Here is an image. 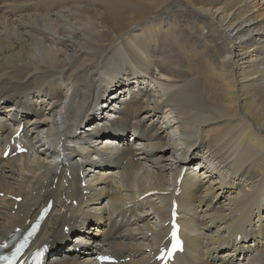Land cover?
Wrapping results in <instances>:
<instances>
[{"label":"bare ground","instance_id":"6f19581e","mask_svg":"<svg viewBox=\"0 0 264 264\" xmlns=\"http://www.w3.org/2000/svg\"><path fill=\"white\" fill-rule=\"evenodd\" d=\"M135 84L145 101L126 105ZM115 99L122 132L145 135L111 159L118 174L102 167L111 138L94 149L80 129L89 110L103 119L102 103ZM17 113L25 118L6 122ZM22 121L32 155L0 161V242L49 199L45 223L67 209L64 226L80 218L110 228L107 252L129 258L122 264H150L147 250L169 231L168 192L186 167L177 201L201 239L178 264H264V211L251 222L264 204V0H0V145ZM78 133L79 162L63 155ZM100 153L90 174L83 165ZM154 191L167 195L138 202Z\"/></svg>","mask_w":264,"mask_h":264},{"label":"snow or ice","instance_id":"6c2138e0","mask_svg":"<svg viewBox=\"0 0 264 264\" xmlns=\"http://www.w3.org/2000/svg\"><path fill=\"white\" fill-rule=\"evenodd\" d=\"M173 235H174V234H173ZM174 238H175V235H174ZM178 243H179V242H177V245H174V246H173V249H175V247L178 246ZM168 255L170 256V255H171V252H169ZM4 259H7V258H4ZM8 264H11V261H8Z\"/></svg>","mask_w":264,"mask_h":264},{"label":"rangeland","instance_id":"374dc122","mask_svg":"<svg viewBox=\"0 0 264 264\" xmlns=\"http://www.w3.org/2000/svg\"><path fill=\"white\" fill-rule=\"evenodd\" d=\"M106 139V138H105ZM127 139H130L129 137L127 138ZM129 141H131V140H129ZM135 144V143H134ZM122 250H124V249H122ZM135 259H136V257H135Z\"/></svg>","mask_w":264,"mask_h":264}]
</instances>
